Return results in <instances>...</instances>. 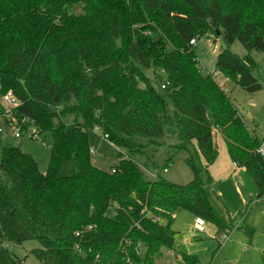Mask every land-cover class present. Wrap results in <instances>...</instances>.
Listing matches in <instances>:
<instances>
[{
  "label": "trees",
  "instance_id": "1",
  "mask_svg": "<svg viewBox=\"0 0 264 264\" xmlns=\"http://www.w3.org/2000/svg\"><path fill=\"white\" fill-rule=\"evenodd\" d=\"M206 31L225 44L216 67L245 91L262 89L253 51L264 56V0H0V92L13 89L20 98L15 116L29 120L25 127L34 122L52 134L45 173L19 146L4 147L0 161L2 174L21 183L26 223L60 229L57 239L38 236L41 246L31 252L42 262L52 255L58 264H156L162 247H173L172 223L180 210L220 226L192 154L187 162L194 177L187 184L160 171L148 176L140 164L143 159L148 170L166 169L178 150L193 147L211 179L219 155L215 130L264 199V155L257 152L263 141L213 76L202 73L193 49L187 51L190 40ZM236 39L248 51L243 57L229 48ZM145 68L166 74L164 91ZM163 114L178 142L168 144L161 161ZM96 127L121 148L108 171L91 160L88 132ZM65 158L75 169L62 176ZM16 212L0 176L1 223ZM3 237H11L5 228ZM182 259L198 263L190 255Z\"/></svg>",
  "mask_w": 264,
  "mask_h": 264
},
{
  "label": "rangeland",
  "instance_id": "2",
  "mask_svg": "<svg viewBox=\"0 0 264 264\" xmlns=\"http://www.w3.org/2000/svg\"><path fill=\"white\" fill-rule=\"evenodd\" d=\"M80 5L74 7L75 13H80ZM196 43L191 44L194 55L204 75L211 74L218 85L230 97L238 114L245 122L249 131L264 142V56L261 52L253 51L254 58L258 61V72L255 76L262 84V89L256 92L243 90L236 79L216 67L217 54L225 47L223 38L213 32L206 31L195 37ZM230 50L240 57L247 54V49L239 40L230 45ZM184 49V48H183ZM144 74L154 83L160 86L166 79V74L154 68L143 69ZM218 72V74H214ZM140 86H144L139 81ZM14 92L13 89H9ZM163 90V89H162ZM164 91V90H163ZM0 92V105L2 95ZM169 106L172 102L168 99ZM9 110V109H8ZM10 111V110H9ZM15 115V112H13ZM72 116H69V121ZM161 120L164 126L165 144L159 148L157 157L162 161L167 157V146L178 142L177 132L168 114H163ZM29 120H21L19 127L21 136L14 135L15 130L5 126L0 119V161L3 149L6 146H19L22 151L29 153L35 159L40 172L45 173L48 169L52 134L50 131L41 132L39 127ZM28 128L40 130L38 138H29L26 130ZM91 160L97 167L108 171L118 160V151L121 148L115 146L104 138L102 132L90 130L88 132ZM214 141L218 147L219 155L213 170L209 169L211 179L203 167V160L197 155L193 147L178 150L173 159L164 169H159L162 176L167 180L187 184L193 177L194 172L188 164L187 159L193 155V161L200 170L201 179L207 184V195L216 213L223 222L220 226L204 217L205 225L203 231L195 227V216L188 210H180L176 213L172 223L175 231V240L172 248L162 247V256L156 259V264H183V255H190L197 259V264H263L264 263V199L259 200L258 186L247 169H237L228 163V151L224 136L220 131H214ZM141 159L140 164L146 170V163ZM75 169V163L70 158L61 162L60 174L71 175ZM154 173H156L154 171ZM148 176H154L147 172ZM6 178L11 189L17 212L8 218L4 225L0 221V229L10 232V238L0 239V264H17L12 259L20 260L21 264H58L56 258L48 256L44 263L31 251L41 246L38 236L46 234L54 239L60 237V229L53 227L43 230L38 226H29L24 220V193L19 180L2 174ZM158 221L164 223L156 217ZM5 238V239H4ZM140 253L144 250L140 245Z\"/></svg>",
  "mask_w": 264,
  "mask_h": 264
},
{
  "label": "built area",
  "instance_id": "3",
  "mask_svg": "<svg viewBox=\"0 0 264 264\" xmlns=\"http://www.w3.org/2000/svg\"><path fill=\"white\" fill-rule=\"evenodd\" d=\"M190 43L195 44L196 43L195 38L190 40ZM214 74H218V72H214ZM167 85H168V82L166 81V82H163L160 87L161 89H165ZM20 103H21L20 98L12 90H8L2 95V105L5 109L3 111H0V119L5 123V126L15 130L14 135L16 137H20L22 135L21 134L22 130L18 126L20 122L16 118V116L13 114V112H15V109L20 105ZM95 130H98V128L96 127ZM26 132L29 138H38L40 135V130L38 131L32 128H28ZM103 136L104 138L107 139L106 135H103ZM257 152L264 155V142H262L261 145L258 147ZM146 171L147 172L150 171V173L154 175L153 177L158 175V171L156 170L151 171V170L146 169ZM154 171L156 173H154ZM164 171H166V169H164ZM204 225H205L204 218L197 216L195 218L196 229L198 231H203Z\"/></svg>",
  "mask_w": 264,
  "mask_h": 264
},
{
  "label": "crops",
  "instance_id": "4",
  "mask_svg": "<svg viewBox=\"0 0 264 264\" xmlns=\"http://www.w3.org/2000/svg\"><path fill=\"white\" fill-rule=\"evenodd\" d=\"M227 156H228V158H227L228 163H230L231 165H233V167H236L237 169H240V170H241V169H244L243 167H240V166H238L236 163H234V162L230 159L229 154H228ZM216 161H217V160H216ZM216 161H215V163H216ZM215 163L212 164V165L210 166L211 171L213 170Z\"/></svg>",
  "mask_w": 264,
  "mask_h": 264
}]
</instances>
